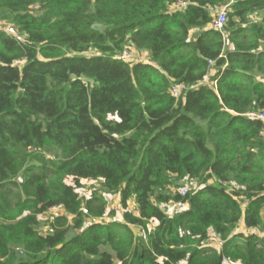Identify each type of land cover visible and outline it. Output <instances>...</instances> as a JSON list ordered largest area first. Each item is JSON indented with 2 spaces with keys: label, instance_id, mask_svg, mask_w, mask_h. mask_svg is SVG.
Returning a JSON list of instances; mask_svg holds the SVG:
<instances>
[{
  "label": "trees",
  "instance_id": "1",
  "mask_svg": "<svg viewBox=\"0 0 264 264\" xmlns=\"http://www.w3.org/2000/svg\"><path fill=\"white\" fill-rule=\"evenodd\" d=\"M0 23V264H264V0H0Z\"/></svg>",
  "mask_w": 264,
  "mask_h": 264
},
{
  "label": "built area",
  "instance_id": "2",
  "mask_svg": "<svg viewBox=\"0 0 264 264\" xmlns=\"http://www.w3.org/2000/svg\"><path fill=\"white\" fill-rule=\"evenodd\" d=\"M229 6V5H228ZM227 5L221 7L219 10H217L216 13V17L215 20L212 24V27L217 30V31H223L225 22H226V15H227ZM187 7V3L185 2H175L173 3L170 8L169 11L170 12H175V11H179V10H183ZM6 32L8 34H12V35H16L15 30H13V28L8 27L6 28ZM17 40L21 41V37L17 36ZM116 59L121 60L123 62L129 61L133 59V55L130 53V51L128 50H124L121 53H119L118 55L115 56ZM204 80H207L206 78ZM195 86L191 87L190 89H194ZM187 90H189V88H187V86L183 85V84H177L174 85L171 89V93L174 96H179L182 93L186 92ZM245 117L252 119V120H257L260 121L262 126H263V130L261 132V135L264 137V112H249L247 114L244 115ZM187 189L186 188H180L177 189L176 192H173L174 194L177 193L179 196L184 197L187 194ZM107 204V203H106ZM132 204V208H130L131 211L135 212V205L133 204V202H131ZM167 211L169 212V215L172 216L175 212L179 211L181 205L178 204L177 202H174L173 200H170L167 203ZM83 213H86V210H82ZM103 220H107V221H111L112 219L107 218V214L103 217ZM155 228L154 224H149L146 228L144 227H140L136 229V235L138 238H140V240L145 241L147 238V235L149 232L153 231ZM207 244L209 246L212 247H216L219 248L222 245V242L219 238H217L216 236L214 237H210L207 241ZM226 262V261H223ZM120 264V263H117Z\"/></svg>",
  "mask_w": 264,
  "mask_h": 264
},
{
  "label": "rangeland",
  "instance_id": "3",
  "mask_svg": "<svg viewBox=\"0 0 264 264\" xmlns=\"http://www.w3.org/2000/svg\"><path fill=\"white\" fill-rule=\"evenodd\" d=\"M1 24V23H0ZM130 53L132 55H135V53L133 54L131 51ZM136 57V55L134 56ZM181 186L178 187V189L180 188H186L187 190L189 189L188 186H186L185 183H180ZM95 188H99V182H84L83 183V187L79 190V195L81 197L87 196L89 195ZM106 199V203H107V218L110 219H116V220H121L122 219V214H123V208L120 204L119 201V196L118 195H108L105 197ZM127 208H132V204L131 202H129L127 204ZM53 213H58L57 210H55ZM51 217L50 214L45 215V216H41L40 217V222L39 224L44 226V224L47 222V220ZM40 231V228H39ZM42 231V230H41ZM215 235H211V237H214Z\"/></svg>",
  "mask_w": 264,
  "mask_h": 264
},
{
  "label": "water",
  "instance_id": "4",
  "mask_svg": "<svg viewBox=\"0 0 264 264\" xmlns=\"http://www.w3.org/2000/svg\"><path fill=\"white\" fill-rule=\"evenodd\" d=\"M94 29L97 30V29H98V26L95 25V26H94Z\"/></svg>",
  "mask_w": 264,
  "mask_h": 264
}]
</instances>
